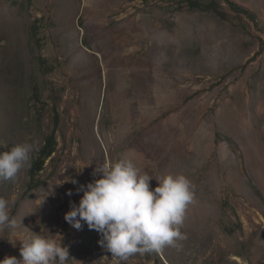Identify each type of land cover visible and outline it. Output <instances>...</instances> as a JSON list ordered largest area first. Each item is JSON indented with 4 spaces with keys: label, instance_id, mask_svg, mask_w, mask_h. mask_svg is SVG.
<instances>
[{
    "label": "rangeland",
    "instance_id": "1",
    "mask_svg": "<svg viewBox=\"0 0 264 264\" xmlns=\"http://www.w3.org/2000/svg\"><path fill=\"white\" fill-rule=\"evenodd\" d=\"M232 1L257 22L226 0H0V152L37 146L0 181L17 220L0 260L21 259L33 231L67 245L68 264H264V0ZM121 159L151 189L192 182L179 249L121 262L65 221L96 165Z\"/></svg>",
    "mask_w": 264,
    "mask_h": 264
},
{
    "label": "clouds",
    "instance_id": "2",
    "mask_svg": "<svg viewBox=\"0 0 264 264\" xmlns=\"http://www.w3.org/2000/svg\"><path fill=\"white\" fill-rule=\"evenodd\" d=\"M37 150L34 143H21L0 152V181H14ZM92 175L99 176L76 193H83L79 204L70 202L65 221L81 230L101 235V247L121 262L134 254L159 253L165 246L181 247L177 242L187 239L181 232L187 206L193 201L194 190L189 178L182 174H167L158 186L150 187L153 179L141 174L130 159L105 160L96 165ZM73 184L78 181L71 179ZM72 196V190L67 192ZM9 202L0 197V228L15 229L17 220L10 217ZM21 242L20 256L5 257L0 264H68L69 247L55 239L32 231Z\"/></svg>",
    "mask_w": 264,
    "mask_h": 264
},
{
    "label": "trees",
    "instance_id": "3",
    "mask_svg": "<svg viewBox=\"0 0 264 264\" xmlns=\"http://www.w3.org/2000/svg\"><path fill=\"white\" fill-rule=\"evenodd\" d=\"M226 1L229 2V4L231 5V7L235 11L244 12L253 21L257 22V19H256L255 15L253 13H251L248 9H245L244 7H241L240 5H238L236 2H234L232 0H226ZM58 120H59V114H55V126H57ZM57 143L58 142H57L55 133H52L51 135H48L46 137L44 146L42 147V149L40 151V155L38 156V158L34 162L32 168H31V171H30L31 174L33 175V179H34V177H35L36 174L40 173L44 169L45 162L55 152Z\"/></svg>",
    "mask_w": 264,
    "mask_h": 264
}]
</instances>
